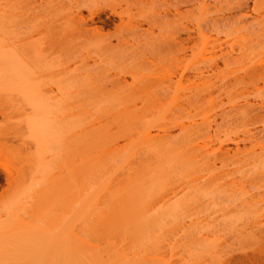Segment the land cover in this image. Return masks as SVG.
<instances>
[{
  "label": "rangeland",
  "instance_id": "obj_1",
  "mask_svg": "<svg viewBox=\"0 0 264 264\" xmlns=\"http://www.w3.org/2000/svg\"><path fill=\"white\" fill-rule=\"evenodd\" d=\"M199 2L187 7L190 23L174 25L195 38L172 68L107 73L94 64L95 41L73 63L62 11H29L0 29V54L28 58L26 73L47 69L43 103L0 88V264H78L82 251L104 264H264V111L236 112L264 104V0L247 9L244 0ZM199 71L211 76L173 84L160 101L141 94L169 74ZM120 78L124 93L110 84ZM147 130L160 138L148 147ZM150 195L164 211L179 206L165 214L167 231L144 229L138 215L117 218Z\"/></svg>",
  "mask_w": 264,
  "mask_h": 264
},
{
  "label": "bare ground",
  "instance_id": "obj_2",
  "mask_svg": "<svg viewBox=\"0 0 264 264\" xmlns=\"http://www.w3.org/2000/svg\"><path fill=\"white\" fill-rule=\"evenodd\" d=\"M199 1L200 0H0V29L5 27L4 24H10L12 19H14V22L16 19L14 17L18 16L20 18V16L22 17L24 14V16H27L28 14H26V12L28 13L29 11L31 14H33L34 10L38 9L40 11L42 8L43 10L53 9L60 12L62 11L64 12L62 18L67 22V24L65 29L60 30V34L64 32V36H66V45L67 48L70 49L68 52H74V54L71 55L72 57L74 56L73 63L79 60L85 61V57H88L83 56L84 53L88 54L87 50L84 48V41H95V45H93L92 48L96 50L99 62L94 64L100 65L102 63L103 65L104 63L106 67H104V70H106L107 73L112 70L113 67H115L114 69L118 68V70L129 67L130 69H140L147 71L151 70L152 68L156 69L159 66L160 68H172L178 64L177 60L180 55L184 56L187 51L192 50V42H194L195 38V36L192 35V30L189 28L183 27L178 31L174 25H176L177 22L180 25L184 23H190V10L187 9V7H192L195 4H199ZM248 1L249 0H244V3L239 8L247 9ZM181 8H184L185 11L181 12ZM82 12H86L87 15L83 16L84 14H82ZM17 20H21V18H17L16 21ZM16 21L14 23H16ZM14 26H16V24H12V27ZM38 27H36V29H38ZM44 28L45 24L41 25L40 30H43ZM47 29L53 28L50 27ZM154 31H157V35H154ZM181 35H184L185 38H181ZM112 39L115 40L116 44L113 45L111 43ZM139 48H143L144 52L141 53ZM218 48V50L222 49L220 44L218 45ZM137 54L140 55L138 56ZM19 57L20 56H13L9 58L3 54H0V88L7 87L10 89V85L12 86L11 90L15 91L17 95L28 96L35 104L45 102L46 96L42 94V84L46 75L44 77L42 72H45L47 69H45V67H41L38 71L41 73L31 71L27 73L23 72L21 67L29 69V66L26 63L28 58L25 60V58L22 57V59ZM27 61L31 62L29 59ZM95 61L96 60L94 59L93 62ZM24 62L26 64L25 66L23 64ZM213 67L216 68V64ZM213 67L209 68V71L212 73ZM42 68H44V70H42ZM204 72L207 73V70ZM204 72L199 71L193 73L190 76L191 78L185 77L184 72L178 74L177 77L174 74H169L167 83H163L159 91H146V93L141 94H143V96L146 97L148 101H160L161 99L165 98L173 84L178 86L182 81H186L189 85H195L196 81L211 76L210 74H204ZM262 72V77H264V69H262ZM147 76L142 75L141 77L144 81L141 79V77L140 81L142 80V84L146 86V89H149L151 77L150 75ZM109 77L107 76L103 78V86L109 82L107 80ZM113 78L117 79L119 78V75L117 74ZM173 78L176 80L172 81ZM110 84L112 85V89H116L118 93H124L127 89V86H129L126 83V80L123 78L110 82ZM185 102L188 104V106L193 105V100H186ZM263 111V103H258L257 105H246L236 109V112H242V114L245 115L252 114L251 116L254 118L262 117L261 114ZM158 132L168 135L169 129H160ZM143 139L147 147L151 144L152 140H160L159 136L157 135L153 137L149 130L144 132ZM217 152L219 153V156H227L229 154V150L224 149L222 145L219 146ZM6 175H8V173ZM147 187L146 189L149 188ZM149 191L151 190H148V192ZM172 193L174 194V191H172ZM146 199L143 200L146 202H143V204L141 203V208L139 205V207L136 206L135 208V205H137L135 204L136 200L134 201L135 205L132 204L133 201L128 200L131 206L127 205L129 207L124 208V210L119 213L117 218H120L121 216L127 218L129 214L138 215L143 221L141 222L140 220L142 226L145 227L144 229H151V231H154V229L163 231L164 229V231H167V227L171 223V220L168 221L167 218H164L166 216L165 214L168 213L167 211H172V209L176 210V207L179 206L167 208L164 211V208H157V204L160 199L158 195L156 197H151L150 200ZM160 201L163 202V199H160ZM191 202L192 200L188 199L183 204L189 205ZM243 203L248 204L249 202L248 200L244 199ZM163 204L165 205V203ZM110 218L112 219V217ZM114 218L112 220L113 222H119V220H115ZM108 220H110L109 217ZM121 220L122 222L126 223V221H123L122 217ZM1 224L2 223L0 222V230H2ZM162 224L165 226V228L164 226H161ZM165 224L168 225L166 226ZM170 228V230L174 229L173 227ZM0 233L2 232L0 231ZM45 238L44 239L47 242H50L48 241L49 237ZM79 247L81 249V246ZM79 254L80 253L75 256V261L80 258L78 260V264H104L96 256H87V253L85 254L83 251L81 252L80 257ZM110 258L113 259L114 256L111 257L110 255L109 259ZM242 262L243 261L241 260L240 264H242Z\"/></svg>",
  "mask_w": 264,
  "mask_h": 264
}]
</instances>
